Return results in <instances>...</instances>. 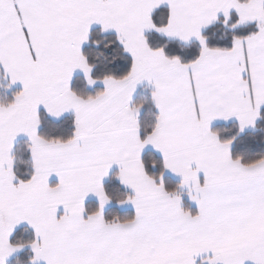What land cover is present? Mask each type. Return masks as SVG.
Masks as SVG:
<instances>
[{
	"label": "snow or ice",
	"instance_id": "1",
	"mask_svg": "<svg viewBox=\"0 0 264 264\" xmlns=\"http://www.w3.org/2000/svg\"><path fill=\"white\" fill-rule=\"evenodd\" d=\"M0 264H264V0H0Z\"/></svg>",
	"mask_w": 264,
	"mask_h": 264
}]
</instances>
